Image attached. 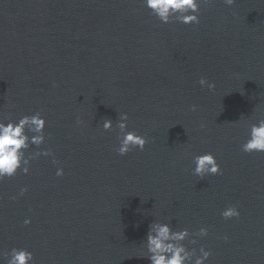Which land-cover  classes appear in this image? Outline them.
<instances>
[{
	"label": "water",
	"instance_id": "95a60500",
	"mask_svg": "<svg viewBox=\"0 0 264 264\" xmlns=\"http://www.w3.org/2000/svg\"><path fill=\"white\" fill-rule=\"evenodd\" d=\"M199 15L163 24L142 0H0V116L41 112L39 147L59 161L41 155L0 182V264L12 247L35 264H150L155 219L207 227L184 242L211 250L205 264H264V152L241 150L264 118V0H212ZM124 112L148 142L122 156ZM204 152L221 172L201 179ZM229 205L238 218L221 216Z\"/></svg>",
	"mask_w": 264,
	"mask_h": 264
},
{
	"label": "clouds",
	"instance_id": "9594fccd",
	"mask_svg": "<svg viewBox=\"0 0 264 264\" xmlns=\"http://www.w3.org/2000/svg\"><path fill=\"white\" fill-rule=\"evenodd\" d=\"M212 0H142L143 5L150 10L161 23L179 22L182 24H198L200 22L201 5L211 3ZM236 0H224L228 6L235 4ZM199 84L210 90L215 89V82H209L201 77ZM195 110L196 106H192ZM78 123L83 121L78 117ZM46 118L37 111L33 114H25L18 120L8 116H0V182L6 178L14 177L18 172L28 174L31 161L41 155L47 157L52 155V162L59 164V161L49 149L41 146L46 140L45 129ZM105 131L113 129L111 119L104 118L101 123ZM116 127L119 129V146L116 152L119 155H126L134 148L143 150L148 139L135 130L128 129V114H119ZM38 149L29 152L32 146ZM241 150L246 153L264 152V118H259L249 126L248 137L241 144ZM194 175L203 179L206 175H216L221 172L220 163L212 152H204L192 157ZM64 170L57 167L56 175L62 176ZM27 187L20 189L19 195L27 192ZM18 197L13 195L12 200ZM225 219L238 218L240 210L236 205H229L221 211ZM24 224L31 223V217H26ZM208 234L207 227H200L196 232H190L188 228L175 229L169 222L154 220L150 223L144 246L150 264H205L212 255L210 249L200 246L198 251L195 247L189 248L184 242L192 245L198 243L197 237H205ZM191 237V239H189ZM228 239L227 236L224 237ZM6 264H35L34 253L24 247H12L4 253Z\"/></svg>",
	"mask_w": 264,
	"mask_h": 264
}]
</instances>
